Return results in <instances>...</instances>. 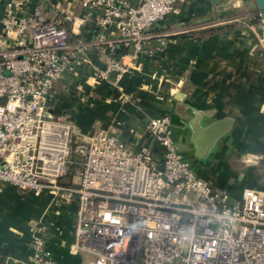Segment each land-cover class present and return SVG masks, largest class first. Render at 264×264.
<instances>
[{
  "label": "built area",
  "instance_id": "obj_1",
  "mask_svg": "<svg viewBox=\"0 0 264 264\" xmlns=\"http://www.w3.org/2000/svg\"><path fill=\"white\" fill-rule=\"evenodd\" d=\"M179 1L82 5L97 9L102 31H113L98 42L131 47L135 58ZM21 3L0 0V183L73 200L69 250L83 264H264V190L246 187L234 197L201 178L178 152L167 114L148 119L147 140L133 150L113 128L83 133L52 113L51 95L69 64V33L41 5L19 14ZM106 61L104 75L122 71ZM30 247L29 264H56L44 240Z\"/></svg>",
  "mask_w": 264,
  "mask_h": 264
},
{
  "label": "crops",
  "instance_id": "obj_2",
  "mask_svg": "<svg viewBox=\"0 0 264 264\" xmlns=\"http://www.w3.org/2000/svg\"><path fill=\"white\" fill-rule=\"evenodd\" d=\"M14 2H22L14 7L19 14L41 5L45 16L69 33V64L51 95L52 113L68 117L83 133L113 128L133 150L147 140L148 119L167 114L178 152L201 178L234 197L246 187L264 190L263 164L242 162L247 153L264 158V55L251 51L254 30L249 21L244 24V14L234 16L240 24L231 27H215L224 21L207 22L253 0H181L177 13L149 31L148 50L135 58L131 47L98 42L101 32L110 38L113 31L96 25L97 9L82 5L83 0ZM208 23L214 26L210 30ZM108 58L121 64L120 73H102ZM221 118L231 119L230 133H222L199 154L194 127ZM75 214L73 200L0 183V264H29L34 238L45 241L56 264H83L69 250Z\"/></svg>",
  "mask_w": 264,
  "mask_h": 264
},
{
  "label": "rangeland",
  "instance_id": "obj_3",
  "mask_svg": "<svg viewBox=\"0 0 264 264\" xmlns=\"http://www.w3.org/2000/svg\"><path fill=\"white\" fill-rule=\"evenodd\" d=\"M250 6L244 5L240 9H234V8L227 9L221 13H217V15H216L217 19L210 20L207 22H212V21L223 22L224 21L221 24H217L215 27H217L219 25L222 26V28L231 27V26H235L237 24H240V23L234 22L233 17L234 16H240V15L244 14V16L246 17V19L244 20V22H246V23H244V24H247L249 21L250 22L249 26H252L251 29L253 28V30H254L253 36L251 37V40H254V42H252L251 51L253 53H255L256 57H262L264 55V30L262 27L259 12H258L255 4L251 3ZM213 16L214 15H212L211 17H213ZM220 17H222V18H220ZM247 17H249V19H247ZM208 24L209 25L206 24L207 25L206 30H210V28L214 27V26L212 27L210 23H208ZM261 66L264 67V64L261 63ZM229 133H230V130L228 131V134ZM249 137H253V136H249ZM248 142H249V140H248ZM242 162H244L243 163L244 166H261V164H263V166H264V158L261 159L259 154H255L254 152L253 153H247L246 156L243 158Z\"/></svg>",
  "mask_w": 264,
  "mask_h": 264
},
{
  "label": "water",
  "instance_id": "obj_4",
  "mask_svg": "<svg viewBox=\"0 0 264 264\" xmlns=\"http://www.w3.org/2000/svg\"><path fill=\"white\" fill-rule=\"evenodd\" d=\"M215 3H221L222 0H213ZM261 19L264 30V0H253ZM219 7L222 6L219 4ZM231 119L221 118L215 120L204 127H194V140L199 149V154H203L206 147L211 145L222 133L230 129Z\"/></svg>",
  "mask_w": 264,
  "mask_h": 264
}]
</instances>
